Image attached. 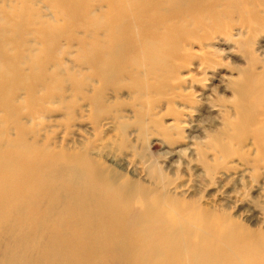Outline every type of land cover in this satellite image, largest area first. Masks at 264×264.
Instances as JSON below:
<instances>
[{"label": "bare ground", "instance_id": "bare-ground-1", "mask_svg": "<svg viewBox=\"0 0 264 264\" xmlns=\"http://www.w3.org/2000/svg\"><path fill=\"white\" fill-rule=\"evenodd\" d=\"M259 31L264 0H0V264H264V220L245 224L232 213L237 190L225 189L231 179L248 188L249 166L264 170L262 128L238 150L204 146L209 159L191 136L193 185L156 181L147 164L130 161L124 135H100L141 114L133 104L112 113L123 89L141 102L175 74L167 87L182 95L191 75L180 69L219 64L216 42L245 44L241 72L264 84V43L261 57L252 47ZM234 155L236 166L221 163ZM203 182L216 186L204 202Z\"/></svg>", "mask_w": 264, "mask_h": 264}, {"label": "rangeland", "instance_id": "rangeland-1", "mask_svg": "<svg viewBox=\"0 0 264 264\" xmlns=\"http://www.w3.org/2000/svg\"><path fill=\"white\" fill-rule=\"evenodd\" d=\"M234 19L236 18H233V21H236ZM234 26L236 29L239 27L236 24ZM236 29L231 31V37L234 39L239 38L235 34L237 32ZM252 39V47L255 50V54L261 57V52L258 49H261L260 41L264 43V31H259ZM215 44H213L214 47L224 48V50L220 52L221 54L217 58L213 57L219 64L214 67H207L204 70L205 75L201 70L194 69L191 64L187 65L186 68L180 69L179 75L187 72L191 75V85H186L188 87L185 89L178 90L179 92L181 91L182 95L172 97L171 91L167 87L174 82V74L173 78L163 81L166 84L164 88L156 87L149 95L142 91L147 98L140 94L142 96L141 102L136 100L139 97L138 95L134 97L135 93L131 94L126 89H123L115 104H112V113L114 111L127 113L129 108L132 107L130 105L133 104L135 108L138 107L140 109L141 114L133 119L130 118L121 132L105 133L106 130H104L101 131L100 135L110 136L117 142L124 135L127 138L126 146L124 145L126 150L124 151L129 154L130 161L143 163V165L147 164V169L149 171L153 170L152 175L157 178L156 181L163 179L165 182L171 183V185L181 182L193 185L192 181L187 180L188 168L186 165L188 159L186 148L191 144V136L194 137H192V141L206 152V159H209L214 152L206 150L204 146H214L215 142H227L233 149L238 150L243 144V142L240 144L241 141L239 139L241 137L244 143L250 140V130L258 127L264 131V95H256L257 92L264 91V84L255 82L251 76L241 72L247 65L248 52H246L245 44L241 46L237 44L240 49L238 47L230 48L229 42L225 44L216 42ZM168 57L169 55L166 56V58ZM73 58L74 56L69 57L71 60ZM139 63L143 66L140 61ZM259 65L260 62H258L256 72L260 70ZM234 81L241 84L240 87L242 86L241 88H243H240L241 92H238L240 89L238 90L234 87ZM124 83L121 81V85ZM196 91L203 92L206 95L200 99V101L202 100L201 102L197 100L199 96ZM106 95L109 97L110 91ZM172 99L173 102L166 105ZM154 111L157 113L155 116L154 114L151 115ZM174 118L179 119V121L182 120L180 129H169L165 126L167 123L172 126ZM150 120H153V122L148 123L147 129H138L141 122H149ZM86 124L87 120L73 122V131L77 127L79 133H81L80 129L84 126L86 127ZM165 129L169 130L168 134L176 138L173 143H168L165 140L166 134L160 133L161 130ZM132 131H134L133 137L129 136ZM177 132L180 133L177 135ZM72 135L73 133L68 136V139H71ZM229 162L235 163V166L239 164L236 155L229 160L225 158L221 161L223 164H230ZM195 165L201 171V164L198 161L195 162ZM250 167L251 172L246 173L248 188L244 187V182L240 181L239 184H235L236 180L231 179L226 183L225 189L231 190L234 187L237 190L239 200L232 209V213H239L238 217L242 218L241 220L245 224L255 227L263 225L260 223L264 220V193L260 190V186L264 184V170L259 169L256 171ZM241 169L243 167L237 165L235 170L240 171ZM204 184L205 182L201 183L200 187H197L200 191L202 202L206 201V198L209 197L207 195L216 188L215 185L206 187ZM246 217L250 219H245Z\"/></svg>", "mask_w": 264, "mask_h": 264}]
</instances>
